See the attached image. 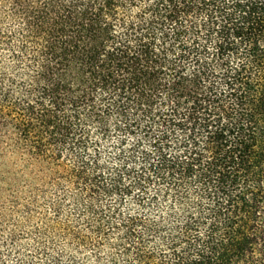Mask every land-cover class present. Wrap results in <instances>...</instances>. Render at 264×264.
I'll return each mask as SVG.
<instances>
[{"label": "trees", "instance_id": "16d2710c", "mask_svg": "<svg viewBox=\"0 0 264 264\" xmlns=\"http://www.w3.org/2000/svg\"><path fill=\"white\" fill-rule=\"evenodd\" d=\"M0 264H264V0H0Z\"/></svg>", "mask_w": 264, "mask_h": 264}]
</instances>
